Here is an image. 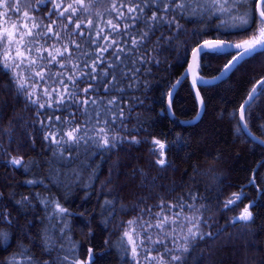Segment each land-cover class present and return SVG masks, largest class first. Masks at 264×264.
<instances>
[{
  "label": "trees",
  "instance_id": "trees-1",
  "mask_svg": "<svg viewBox=\"0 0 264 264\" xmlns=\"http://www.w3.org/2000/svg\"><path fill=\"white\" fill-rule=\"evenodd\" d=\"M106 6L107 0H102L95 9L101 13V26L107 19ZM192 7L202 12V16L180 21L186 34H180L174 50L169 48L157 57L158 65H149L151 73L141 76L144 83L129 90L125 98L127 108L131 109L130 113L125 112L126 127L136 130L127 139L131 140L134 135L141 143H118L103 156L93 157L92 167L81 173L80 181L72 182L64 175L49 179L46 160L51 154L44 148L42 134L31 126L35 111L26 107L24 97L16 94L9 76L0 72V148L3 149L0 151V207L14 221L11 228L0 225L11 237V246L0 250V264H5L21 243L30 250L33 264H50L57 256L67 254L71 245H75L80 261L87 259L91 249L93 264H127L130 256L119 245L127 222L137 217L142 208L157 205L161 200L175 204L180 197L199 209L195 213L201 220L199 231L213 234L190 242L184 254L185 264H264V146L240 130L238 123L240 105L264 77V51L245 57L224 80L198 86L204 105L199 118V107L188 77L175 92L171 110L167 95L170 85L187 68L191 50L197 45L215 39L238 43L256 34L261 25L250 23L244 32L225 27L235 17L251 14V0L247 4L239 0L237 5H230L231 13L220 18L196 3ZM258 16L257 10L253 19ZM218 26L221 27L218 29ZM232 54L198 59L197 73L203 77L215 75ZM249 111L248 129L264 140V95L255 99ZM153 138L165 144L163 167L155 163L160 157L158 148L157 155L152 154ZM10 157H23L25 164L30 160L37 163L25 171L22 167L10 166ZM55 167L62 173L70 171L69 166L62 164ZM92 171L96 176L90 178ZM31 179H42L47 190L43 185L25 183ZM241 191V200L225 210L224 203L233 193ZM36 193L55 198L68 210L63 251L49 253L42 245L45 211L35 198ZM189 194L196 199H189ZM23 197L31 200V206L17 203ZM106 200L111 203L105 204ZM245 206H250L251 219L232 223ZM184 215L193 213L185 209ZM180 234H186V229Z\"/></svg>",
  "mask_w": 264,
  "mask_h": 264
},
{
  "label": "snow or ice",
  "instance_id": "snow-or-ice-1",
  "mask_svg": "<svg viewBox=\"0 0 264 264\" xmlns=\"http://www.w3.org/2000/svg\"><path fill=\"white\" fill-rule=\"evenodd\" d=\"M100 2L102 0H0V21L3 22L0 24V72L9 76L16 94L24 97L26 107L35 111L31 126L42 134L44 148L51 154L46 160L49 179L64 175L72 182L80 181L81 173L92 167L93 157L103 156L118 143H141L134 135L131 140L127 139L130 132L136 131L127 129L125 123V112H131L125 102L128 91L142 85L141 76L151 73L149 65H158L157 57L169 48L174 50L180 34H186L180 21L202 16V12L192 7L193 3L220 18L230 14V5H237L239 0H107L104 9L107 19L103 26L99 22L101 13L95 11ZM257 10L259 16L253 19ZM257 22L261 25L257 33L241 42L205 40L193 48V64L189 65V71L198 59L232 54L229 49H234L235 54L223 71L257 51H264V0H251V14L235 17L234 22L225 27L244 32L250 23ZM186 76L187 72L181 80L170 85L169 110L174 89ZM192 82L194 86L205 83L195 75ZM257 83L259 86L251 89L239 108V128L244 132L251 118V104L259 95H264V81ZM196 95L199 96L198 91ZM137 102L142 103L138 99ZM5 134L11 137L10 132ZM32 143L34 147L35 141ZM151 143L154 156L157 155L155 149H159L160 158L155 163L163 167L166 164L165 144L155 138ZM36 163L30 160L25 164L23 157L8 160L10 166L22 167L25 171ZM57 164L76 166L62 173L55 167ZM95 176L96 172L92 171L90 178ZM25 183L43 185L47 190L42 179ZM242 197V191L233 193L224 203V209L230 210ZM35 198L45 211L42 221L45 227L41 231L45 251H63L68 210L55 198L40 193H36ZM189 199L196 197L189 194ZM17 203L31 206L32 202L23 197ZM110 203L105 201V204ZM249 207L245 206L232 223L250 220ZM185 209L193 215H184ZM198 211L184 197L178 198L175 204L161 200L157 205L142 208L126 227L122 226L124 230L119 237L121 249L130 256L127 264H185L184 254L190 242L213 235L199 231L201 220L195 215ZM13 223L11 215L0 207V225L11 228ZM184 229L186 234L181 235ZM10 241L9 232L0 228V250L11 246ZM58 241L61 242L59 246ZM152 252L157 255H151ZM93 261L91 249L87 259L80 261L75 245H71L67 254L57 256L50 264H93ZM5 264H33V256L21 243Z\"/></svg>",
  "mask_w": 264,
  "mask_h": 264
},
{
  "label": "water",
  "instance_id": "water-1",
  "mask_svg": "<svg viewBox=\"0 0 264 264\" xmlns=\"http://www.w3.org/2000/svg\"><path fill=\"white\" fill-rule=\"evenodd\" d=\"M258 13H259V10H258ZM203 43V42H202ZM230 43V42H229ZM201 44V43H200ZM232 44H235V43H232ZM198 46V45H197ZM196 46V47H197ZM195 47V48H196ZM228 51H232V52H235V50L234 49H229ZM232 59V58H231ZM230 59V60H231ZM229 60V61H230ZM241 61V60H240ZM240 61H238V62H236L235 63V65L232 67V68H230L228 71H223V69H224V66L215 74V75H213V76H211V77H203V76H200L198 73H197V62H198V60H197V62H196V65L192 68V70L191 71H189V65H192L193 64V60H192V56L190 55V60H189V63H188V66H187V68L185 69V71H184V73L181 75V76H179L178 78H177V80H181V77H183V76H185V73L187 72V76H186V78L188 77L189 78V80H190V82H191V84H192V88H193V91H194V96H195V99H196V101H197V104H198V107H199V110H198V114H197V118H199L201 115H202V112H203V110H204V105H203V100H202V97H201V95H200V92H199V90H198V86H200V85H211V84H215V83H218V82H220V81H222V80H224L232 71H233V69L235 68V66L240 62ZM228 63V62H227ZM226 63V64H227ZM197 76V77H199V78H202L203 79V81H205V83H197L195 86L193 85V76ZM176 80V81H177ZM184 80V79H183ZM182 80V81H183ZM176 81L173 83V84H175L176 83ZM259 81H264V77H262ZM182 83V82H181ZM181 83H179L177 86H176V88L174 89V94H175V92L177 91V89H178V87L180 86V84ZM254 86H256V87H258L259 85H258V83H256ZM253 86V87H254ZM252 87V88H253ZM170 91H172V89H170ZM197 91L199 92V96L197 97V95H196V93H197ZM248 97V96H247ZM173 98V97H172ZM247 99V98H246ZM168 101H169V97H168ZM201 101H202V103H201ZM247 135H248V137H250L253 141H255L256 143H258V144H260V145H262V146H264V140L263 139H261L260 137H258V136H256L255 134H253L249 129L247 130V132H245ZM248 133H250V135L248 134Z\"/></svg>",
  "mask_w": 264,
  "mask_h": 264
},
{
  "label": "rangeland",
  "instance_id": "rangeland-1",
  "mask_svg": "<svg viewBox=\"0 0 264 264\" xmlns=\"http://www.w3.org/2000/svg\"><path fill=\"white\" fill-rule=\"evenodd\" d=\"M3 22L2 21H0V24H2Z\"/></svg>",
  "mask_w": 264,
  "mask_h": 264
}]
</instances>
